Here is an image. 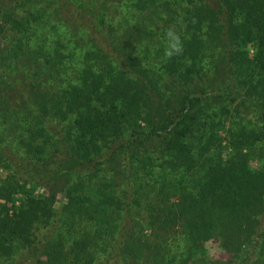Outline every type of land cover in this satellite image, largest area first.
Instances as JSON below:
<instances>
[{
    "label": "trees",
    "instance_id": "16d2710c",
    "mask_svg": "<svg viewBox=\"0 0 264 264\" xmlns=\"http://www.w3.org/2000/svg\"><path fill=\"white\" fill-rule=\"evenodd\" d=\"M0 264H264V0H0Z\"/></svg>",
    "mask_w": 264,
    "mask_h": 264
},
{
    "label": "clouds",
    "instance_id": "9594fccd",
    "mask_svg": "<svg viewBox=\"0 0 264 264\" xmlns=\"http://www.w3.org/2000/svg\"><path fill=\"white\" fill-rule=\"evenodd\" d=\"M196 21L193 20V23ZM166 47L164 49L165 60H171L173 57L181 56L184 52V45L180 33L173 27H169L164 32Z\"/></svg>",
    "mask_w": 264,
    "mask_h": 264
}]
</instances>
